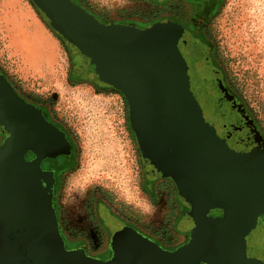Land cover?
<instances>
[{
	"label": "flooded vegetation",
	"instance_id": "1",
	"mask_svg": "<svg viewBox=\"0 0 264 264\" xmlns=\"http://www.w3.org/2000/svg\"><path fill=\"white\" fill-rule=\"evenodd\" d=\"M70 1L105 28H155L168 37L170 45L153 65L152 82L149 74L137 69L106 72L107 63L115 55L107 29L100 30L90 42L81 35L69 38L59 30L72 59V81L91 80L97 89L122 96L134 141L140 191L160 217L154 224L145 222L139 211L117 206L109 190L95 187L81 203L78 214L84 208L92 226L104 229L101 235L108 240V246L99 254L86 247L90 241L82 234L70 238L65 231L66 219L70 218L65 208L67 181L81 165L77 138L51 98L23 94L17 82L9 80L20 97L56 129L58 137L63 136L60 152L54 158L44 159L41 169L54 175L55 210L67 250L84 249L95 259L110 261L114 257L113 236L127 226L170 252L190 244L199 232L207 249V257L200 264H218V260L231 256L230 249L236 256L235 264H264V201L256 193L264 192V187L258 185L256 192H249L252 180L243 171V166L249 165L257 173L258 166L243 162L241 168L210 165L202 169L198 165L199 150L187 142L189 131H196L209 142H217L220 151L230 159L251 155L264 163V128L233 87L235 82L225 67L213 29L224 0H149L153 4L149 15L128 20H108L75 0ZM160 90L167 101L182 110L186 123L173 124L171 111L155 110L157 105L153 101L161 97ZM206 100L211 104L213 101L218 108L213 112L214 124L205 117ZM0 133L3 145L7 135L1 126ZM36 159L33 152L26 156L28 163ZM4 227L0 218V264H16L15 254L3 235ZM229 230L233 231V242L221 238Z\"/></svg>",
	"mask_w": 264,
	"mask_h": 264
},
{
	"label": "rangeland",
	"instance_id": "2",
	"mask_svg": "<svg viewBox=\"0 0 264 264\" xmlns=\"http://www.w3.org/2000/svg\"><path fill=\"white\" fill-rule=\"evenodd\" d=\"M74 2L108 20L145 17L153 5L149 0ZM216 17L213 29L225 67L235 82L233 87L264 128V0H224ZM71 63L63 36L39 0H0V72L17 82L23 94L51 98L77 138L81 165L67 181L65 208L70 218L66 219L65 231L70 238L82 234L90 241L86 247L99 254L108 246L101 235L104 229L92 226L84 208L78 214L95 187L109 190L117 206L139 211L145 222L154 224L160 217L154 208L150 213L144 211L152 203L140 191L134 141L122 96L97 89L91 80L72 81ZM213 101L206 100L204 108L206 119L214 124L213 112L218 108ZM3 139L0 133V146Z\"/></svg>",
	"mask_w": 264,
	"mask_h": 264
},
{
	"label": "water",
	"instance_id": "3",
	"mask_svg": "<svg viewBox=\"0 0 264 264\" xmlns=\"http://www.w3.org/2000/svg\"><path fill=\"white\" fill-rule=\"evenodd\" d=\"M39 1L58 31L69 38L81 35L90 42L100 30H108L115 55L107 63V73L137 69L149 74L154 82L153 65L170 45L168 37L155 28L145 31L125 26L105 28L70 0ZM160 94L161 97L153 101L157 105L155 110L171 111L173 124L186 123L182 110L167 101L162 90ZM0 126L7 135L6 142L0 146V218L5 222L3 235L15 254L16 264H200L206 259L207 249L199 232L193 235L190 244L170 252L127 226L113 236L114 257L110 261L95 259L84 249L68 251L55 210L54 175L41 169L44 159L54 158L60 152L63 136L59 133L62 138L58 137L56 129L44 121L38 109L20 97L1 72ZM187 142L199 150L198 165L202 169L210 165L241 168L243 162L256 164L257 173L251 166H243L244 173L252 180L248 191L253 193L258 185L264 187L261 181L264 180V163L257 158L244 155L230 159L220 151L217 142L211 143L203 134L192 130ZM29 152L37 155L32 163L26 161ZM256 193L264 201V192ZM221 238L233 242V231L221 234ZM228 252L231 256L218 260V264H235L234 250Z\"/></svg>",
	"mask_w": 264,
	"mask_h": 264
},
{
	"label": "clouds",
	"instance_id": "4",
	"mask_svg": "<svg viewBox=\"0 0 264 264\" xmlns=\"http://www.w3.org/2000/svg\"><path fill=\"white\" fill-rule=\"evenodd\" d=\"M154 209H153V207L151 206V205H147L145 208H144V211L145 212H152Z\"/></svg>",
	"mask_w": 264,
	"mask_h": 264
},
{
	"label": "bare ground",
	"instance_id": "5",
	"mask_svg": "<svg viewBox=\"0 0 264 264\" xmlns=\"http://www.w3.org/2000/svg\"><path fill=\"white\" fill-rule=\"evenodd\" d=\"M36 59V58H35Z\"/></svg>",
	"mask_w": 264,
	"mask_h": 264
}]
</instances>
